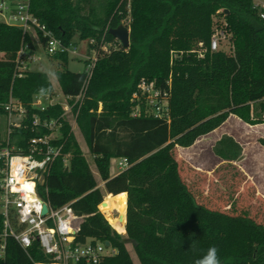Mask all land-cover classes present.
Instances as JSON below:
<instances>
[{"label":"trees","instance_id":"16d2710c","mask_svg":"<svg viewBox=\"0 0 264 264\" xmlns=\"http://www.w3.org/2000/svg\"><path fill=\"white\" fill-rule=\"evenodd\" d=\"M262 11L254 0H31V12L65 42L95 38L99 47L103 37L114 38L105 33L107 27L131 19L130 46L104 52L96 64L77 118L78 131L64 123L58 142L72 153L70 166L65 167L62 158L55 161L44 194L54 207L70 203L76 213L87 215L79 241L91 237L118 249L101 264H136L129 244L140 264H194L211 246L218 249L221 264L264 262V224L249 214L199 203L173 154L177 146H192L231 115L250 125L264 123ZM216 23L230 34L227 50L210 49ZM27 44L34 47L30 35L0 21V53L5 54L0 58V113L5 114L3 104L11 95L28 106L41 87L52 89L45 94L60 90L75 95L85 82V71L68 69V54L53 57L62 66L56 71L57 83H50L41 70L15 77L16 54ZM172 50L184 51L173 63ZM142 78L160 84L171 79L170 121L132 115L131 98ZM62 112L60 104L39 111L42 117ZM26 123L28 127L14 130L11 138L24 148L28 139L44 133L32 130L30 119ZM214 152L236 162L243 147L224 134ZM117 158H126L130 166L112 175L111 160ZM123 192L125 234L98 209L106 195ZM34 260L49 259L36 245L27 253L16 241L8 242L7 264Z\"/></svg>","mask_w":264,"mask_h":264},{"label":"built area","instance_id":"2783aa9c","mask_svg":"<svg viewBox=\"0 0 264 264\" xmlns=\"http://www.w3.org/2000/svg\"><path fill=\"white\" fill-rule=\"evenodd\" d=\"M0 16L6 24L19 27L24 34L30 35L34 43V47L27 44L18 50L15 77L24 76L32 70L33 64L42 61L43 56L53 58L59 54L83 59V71L86 74L83 86L75 95L55 90L50 94L35 95L28 106L11 95L3 104L8 129L5 139L0 142V264H7L10 240L16 241L27 253L36 245L49 259L34 260V264H101L105 258L115 256L118 249L111 243L107 246L106 241L91 237L79 241V233L87 215L76 213L70 203L54 207L44 198V194L48 193L47 179L55 161L62 158L65 167L70 166L72 153L65 152V143L58 141L63 138L62 128L65 122L71 125V131H76L79 111L87 97L88 86L100 56L112 49L128 47L123 46L120 39L114 36L111 41L103 37L99 47L96 46L95 38L75 37L70 42H65L31 12V0H0ZM261 17L264 19V11L261 12ZM130 23L131 19L127 18L121 25L126 26L130 32ZM111 28L107 27L105 33L110 32ZM229 38L230 34L224 25L216 23L210 39V49L216 51L224 48L226 42L228 45ZM183 54L184 51L172 50L171 63ZM203 55L204 51L200 50L199 56ZM170 96V78L165 84H160L157 79L142 78L131 98L134 103L132 115L153 116L170 121ZM57 104L63 109L59 116L40 115L39 111L44 112ZM29 107L35 111L30 113ZM101 110L102 103L98 108L99 112ZM27 119L31 121L32 130H44V133L28 139L24 148L13 143L11 138L14 130L28 127ZM116 160L121 170L130 166L126 158ZM98 209L111 224L100 205ZM111 226L117 230L112 224Z\"/></svg>","mask_w":264,"mask_h":264},{"label":"rangeland","instance_id":"374dc122","mask_svg":"<svg viewBox=\"0 0 264 264\" xmlns=\"http://www.w3.org/2000/svg\"><path fill=\"white\" fill-rule=\"evenodd\" d=\"M254 1L264 6V0ZM0 21H3L1 16ZM228 45L226 42L224 49L227 50ZM3 57H5L4 53H0V58ZM67 67L73 72H82L84 61L70 56ZM31 68L41 71L50 68L56 72L62 66L53 58L43 56L42 61L33 64ZM7 129L8 119L5 114L0 113L1 138L5 139ZM75 130L77 132L78 128L76 127ZM224 134L233 136L243 147L242 156L236 162L222 160L214 152L216 141ZM77 135L81 146L86 149L87 145L83 136ZM262 139H264V123L250 125L237 116L231 115L219 128L200 137L192 146L187 148L177 146L173 154L179 162L184 181L199 203L235 215L249 214L257 221L264 223V143ZM92 168L94 169L93 165ZM120 171L117 160L112 159L111 174L115 175ZM108 196H105L104 201ZM114 215L116 216L117 212ZM117 230L125 234V229ZM128 248L135 263L140 264L130 244Z\"/></svg>","mask_w":264,"mask_h":264},{"label":"bare ground","instance_id":"6f19581e","mask_svg":"<svg viewBox=\"0 0 264 264\" xmlns=\"http://www.w3.org/2000/svg\"><path fill=\"white\" fill-rule=\"evenodd\" d=\"M126 197L125 192L114 196L109 195L105 199V206L102 207L111 224L120 230H124L126 223ZM115 212H117L116 216Z\"/></svg>","mask_w":264,"mask_h":264},{"label":"clouds","instance_id":"9594fccd","mask_svg":"<svg viewBox=\"0 0 264 264\" xmlns=\"http://www.w3.org/2000/svg\"><path fill=\"white\" fill-rule=\"evenodd\" d=\"M42 71L48 77L50 83L52 81H58L59 79L58 74L53 70H51L50 68L42 69ZM51 90H52L51 88H44V87H41L39 89L41 94L48 93ZM190 246L195 248V241H192ZM194 264H221L218 255V249L215 246L209 247L203 255H201L199 258H197L194 261Z\"/></svg>","mask_w":264,"mask_h":264},{"label":"water","instance_id":"95a60500","mask_svg":"<svg viewBox=\"0 0 264 264\" xmlns=\"http://www.w3.org/2000/svg\"><path fill=\"white\" fill-rule=\"evenodd\" d=\"M226 12H228V10H226ZM110 33L114 37L119 38L120 41L122 42L123 46H125V47H129L130 46V32H129V30H128V28L126 26L120 25L118 27H112L110 29ZM99 205L102 208L103 206H105V201H102ZM46 210H47V206L44 207V212H46ZM106 245L109 246L110 242L106 241Z\"/></svg>","mask_w":264,"mask_h":264},{"label":"crops","instance_id":"0c3cea01","mask_svg":"<svg viewBox=\"0 0 264 264\" xmlns=\"http://www.w3.org/2000/svg\"><path fill=\"white\" fill-rule=\"evenodd\" d=\"M257 5H260V6H262V4H257ZM262 7H264V6H262ZM104 183H101L100 185H103ZM253 217V216H252ZM256 219V218H255ZM263 223V222H262ZM264 224V223H263Z\"/></svg>","mask_w":264,"mask_h":264}]
</instances>
